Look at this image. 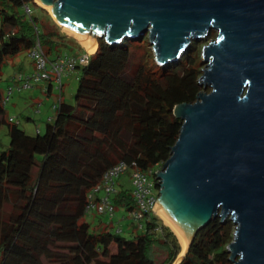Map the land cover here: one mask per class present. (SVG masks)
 Returning a JSON list of instances; mask_svg holds the SVG:
<instances>
[{
    "label": "trees",
    "instance_id": "1",
    "mask_svg": "<svg viewBox=\"0 0 264 264\" xmlns=\"http://www.w3.org/2000/svg\"><path fill=\"white\" fill-rule=\"evenodd\" d=\"M49 21L34 0H0V83L4 67L29 56L36 40L50 57L75 56ZM146 44L147 35L120 44L98 40L87 62L74 69L73 103L62 99L61 89L43 132L29 134L9 120L0 86V128L8 136L0 147V264H157L155 250L166 255L160 264L174 262L178 241L152 213L128 237L107 224L95 231L102 221L85 220L87 194L106 168L121 161L146 170L167 160L182 124L173 108L194 102L202 88L201 58L186 52L165 65L148 55L134 61L132 46ZM129 189L120 185L113 198L125 215L135 208ZM233 229L228 218L212 219L178 264H232L226 246Z\"/></svg>",
    "mask_w": 264,
    "mask_h": 264
},
{
    "label": "water",
    "instance_id": "2",
    "mask_svg": "<svg viewBox=\"0 0 264 264\" xmlns=\"http://www.w3.org/2000/svg\"><path fill=\"white\" fill-rule=\"evenodd\" d=\"M38 1L57 25L90 33L96 44L147 35L159 65L215 31L198 78L209 91L173 108L182 124L157 172L156 202L188 242L172 264L216 217L233 223L232 264H264V0Z\"/></svg>",
    "mask_w": 264,
    "mask_h": 264
},
{
    "label": "built area",
    "instance_id": "3",
    "mask_svg": "<svg viewBox=\"0 0 264 264\" xmlns=\"http://www.w3.org/2000/svg\"><path fill=\"white\" fill-rule=\"evenodd\" d=\"M23 9L26 14H30L28 6L24 5ZM28 55L33 62L32 70L28 73L15 72L9 79L2 99L4 107L9 103L14 93L33 90L35 86L41 84L42 90L45 93H49L51 91L50 88L58 92V100L52 105V110L55 111L60 101L62 78L73 71L76 66L85 64L91 54L86 51L83 55L77 57L67 53H58L50 57L45 53L39 41L36 40ZM40 104L36 103L37 113L39 112ZM9 120L14 123H20V120L15 116L10 117ZM36 131L39 132V129H36ZM162 165L156 164L151 168L141 170L133 162L126 164L119 161L106 168L87 194L85 212L90 213L94 211L98 214L107 215L109 219H114L116 208L113 198L118 192L116 180L128 172L130 181L129 193L135 203V208L127 212L123 217H127L133 223L140 226V222L146 215L150 213L156 215L154 206L158 198L157 183L159 182L157 172L161 171ZM120 222V219L116 221V232L118 233L122 231L119 225Z\"/></svg>",
    "mask_w": 264,
    "mask_h": 264
},
{
    "label": "rangeland",
    "instance_id": "4",
    "mask_svg": "<svg viewBox=\"0 0 264 264\" xmlns=\"http://www.w3.org/2000/svg\"><path fill=\"white\" fill-rule=\"evenodd\" d=\"M34 2L38 5L36 0ZM44 10H46V9H44ZM46 12H47V14H49L47 10H46ZM49 19H50V21H49V23H47V25L50 26V28L55 29L60 34L67 36L66 37L67 38L66 43L68 46L66 48L67 51H69V52H71V51L76 52L77 51L78 54L75 55L77 57L83 55L86 52V50H84V48L79 44V42L75 38L68 35L66 32H63L60 29V27L58 25H56V23L51 18L50 14H49ZM214 37H215V31H212L206 38L199 39L197 41L192 40L187 45V47L183 50V52L181 53L179 58L182 57L183 54L186 52H188V54H194L195 56L202 58V47L204 45H206L209 41L213 40ZM134 39H138V38H134ZM88 53L92 54V53H94V51L92 53L91 52H88ZM131 53L134 57V61H137L142 56L146 57L148 55L147 57H150V58L152 57L154 59V61L156 62L155 57H154V53H153L152 45L149 42H148V44H146L145 46H143L141 48H137V47L132 46ZM16 59H21L22 62H25L26 69L12 70V67H10L9 65L4 67V69L2 71L3 81L0 83V86L4 92H6V87H7L5 81L6 82L9 81V79L15 74V72L28 73V72H31V70H32L31 59L29 58V56H24V54H20L16 57ZM143 59H144V57H143ZM204 66H205V64L203 63V65L201 66V69H203ZM77 77H78V70H73L67 76H64L62 78V83H63L62 99L66 102L73 103V97H74V93H75L76 87H77ZM31 91L32 90H27V91H23L22 93H14V95L11 96V100L9 101V103H7L5 105L6 116H8V118L13 117L16 114L17 108L12 107V103L15 102V98L18 97V95H22L25 92H31ZM200 91H209V87H205V88L202 87ZM53 96L58 97V92L56 90H55V92L53 91ZM44 98H45V96L41 95V98L39 97V99H41L40 102H44L45 101ZM44 106L41 107L42 110L44 109ZM29 110H30V108H29ZM36 111H37V106H36V103H34L33 108L31 107V110L29 112L31 117L28 118L27 120H24L21 118L19 119L21 128L29 134L36 133L37 132L36 129H39L40 132H43L44 128H45L46 120L45 119L40 120V115H39V113L37 114ZM7 142H8V136L6 133L5 126H1V128H0V147H5L7 145ZM120 185H122L123 187H127V188L130 186L129 173H125L124 175H121L116 180V188L117 189L120 188ZM124 215H125V210L123 208H117L116 209V214H115L114 219H109V217L107 215H103V214L97 215V213H95L94 211H91L85 217V220L88 221L89 223L93 224L97 221V219H100L102 221V225L96 226L95 231H100L102 229V227L107 224L108 225L107 229L109 231H111L112 233H115L116 227H117L116 221L118 219H120L121 222L119 223V225L121 226L122 231H123L120 235H122L124 237H128L131 235V233H130L131 230H132V233H138V225L135 223H132L131 220H129L127 217H123ZM114 248H115V246L112 245L110 247V251H113ZM180 249H181V246H180ZM165 257H166V255L163 252H161L159 250H155V260H156L157 264H160L165 259Z\"/></svg>",
    "mask_w": 264,
    "mask_h": 264
},
{
    "label": "crops",
    "instance_id": "5",
    "mask_svg": "<svg viewBox=\"0 0 264 264\" xmlns=\"http://www.w3.org/2000/svg\"><path fill=\"white\" fill-rule=\"evenodd\" d=\"M71 54L76 55V54H78V52L77 51L76 52L71 51ZM16 57H14L11 60V65H9L10 67H12V70L26 69L25 62H22L21 59H16ZM31 68H32V64H31ZM5 83L7 85L8 81L7 82L5 81ZM62 87H63V85H62ZM50 90L51 91L49 93H45L42 90V85L38 84L37 86L34 87V89L31 92H25L22 95H18V97L15 98V102L12 103V107L17 108L16 114L14 116H16V117L18 116L17 117L18 119L21 118V119L27 120L26 117L27 118L31 117L29 112L31 110V107L33 108L34 103H41L40 108H39V112H38L40 115V120L45 119L47 121L48 119H52L54 117V114H55V111L52 110V105L58 99H57V97L53 96V91L55 92V90L53 88H50ZM41 95L45 96L44 102H40L41 99H39V97L41 98ZM42 106H44L43 110L41 109ZM29 108H30V110H29ZM131 232H132V230H131Z\"/></svg>",
    "mask_w": 264,
    "mask_h": 264
},
{
    "label": "bare ground",
    "instance_id": "6",
    "mask_svg": "<svg viewBox=\"0 0 264 264\" xmlns=\"http://www.w3.org/2000/svg\"><path fill=\"white\" fill-rule=\"evenodd\" d=\"M36 2L44 7L50 14V16L54 19V15L52 13L51 7L50 6H45L42 5L38 0H36ZM58 23V22H57ZM57 25V24H56ZM58 26L60 27V29L63 32H66L68 35L72 36L73 38H75L79 44L84 48V50L88 51V52H95L97 44H96V37L94 35L91 36L90 33H81V32H77L63 24L58 23ZM154 211L155 214L160 218V220L162 221V223L167 226L169 228V230H171L176 238L178 243L181 246V249L184 250L187 248L188 246V242L186 240H184V238L181 237L178 229L174 226V224L168 219V217L165 215V213L163 212V210L160 208V206L158 205V203L156 202L155 206H154Z\"/></svg>",
    "mask_w": 264,
    "mask_h": 264
}]
</instances>
